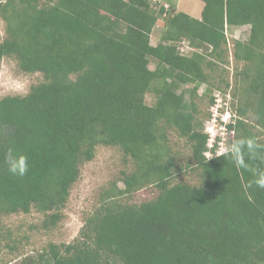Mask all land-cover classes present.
<instances>
[{"label": "trees", "instance_id": "1", "mask_svg": "<svg viewBox=\"0 0 264 264\" xmlns=\"http://www.w3.org/2000/svg\"><path fill=\"white\" fill-rule=\"evenodd\" d=\"M201 1L198 19L155 0L0 5L8 13L0 61L13 57L22 72L44 79L24 96L0 99V227L2 217L32 210L44 215V229L55 227L81 166L99 146L120 148L138 168L124 174L120 196L85 217L72 242L49 244L37 264H264V188L255 183L264 170V0ZM160 21L162 35L153 46ZM246 25L248 41H236L234 57L251 65L243 70L242 103L237 115L231 112L228 143L252 138L258 148H244L246 166L240 167L228 151L205 157L203 121L178 90L193 84L195 94L207 84L204 66L215 67L207 55L221 58L225 28ZM185 43L190 55L181 52ZM210 118L207 113L204 120ZM169 129L190 144L197 186L170 181L174 163L162 161ZM9 146L28 157L26 175L9 173ZM149 182L156 186L152 199L120 201Z\"/></svg>", "mask_w": 264, "mask_h": 264}, {"label": "rangeland", "instance_id": "2", "mask_svg": "<svg viewBox=\"0 0 264 264\" xmlns=\"http://www.w3.org/2000/svg\"><path fill=\"white\" fill-rule=\"evenodd\" d=\"M5 1L3 0L0 5H4ZM44 1L46 0H39L40 3ZM155 1L167 4L166 6L172 5L177 11H182L196 19L200 18L204 5L201 0ZM4 15L7 16L8 13L0 11V42L7 37ZM161 35L160 21L151 34L150 42L153 46L159 42ZM225 35L227 41L221 58L209 57L206 50H198L215 63L213 69L204 66V71L209 76L208 83L201 84L195 94L191 93L193 84H181L178 90V93H184L187 102L194 103L198 112L197 118L203 121L204 132L209 131L214 135L219 132V124L208 122V119L204 120L207 113L212 116L210 109L213 104H209L210 98L220 95L228 103L229 111L235 114L236 107L242 103L240 94L244 86L243 70H248L251 65V61L234 57L236 41L241 43L248 41L249 26L225 28ZM180 49L185 55H190L192 52L188 43L182 45ZM150 68L154 69L153 62ZM43 81L41 73L22 72L13 57H3L0 61V99L8 95L24 96L32 86ZM207 88H209L208 92H206ZM146 103L148 105L154 103L152 94L146 95ZM223 139L229 142L232 140V135L224 134ZM165 147L168 153L163 155L162 161L171 159L174 163L171 169V183L197 186L201 179L200 171L192 162L189 142L180 138L174 129H169ZM137 170L133 159L124 154L120 148L99 146L93 160L81 166L80 178L71 187L67 203L62 210L63 219L55 227L44 229L41 226L44 215L35 210L27 214L18 213L2 217L0 264H37L36 259L47 250L49 244L60 245L72 242L78 236L85 217L106 198L120 196L119 191L125 188L122 180L124 174L129 175ZM156 193V186L149 182L141 186L135 185L131 193L119 199L129 204H140L152 199Z\"/></svg>", "mask_w": 264, "mask_h": 264}, {"label": "clouds", "instance_id": "3", "mask_svg": "<svg viewBox=\"0 0 264 264\" xmlns=\"http://www.w3.org/2000/svg\"><path fill=\"white\" fill-rule=\"evenodd\" d=\"M247 148L249 153H254L258 145L256 141L252 138L246 140H237L227 146V151L231 154V158L234 160L235 164L240 167H245V156L244 148ZM207 155V154H206ZM4 161L7 165L9 173L14 176H24L29 170V160L28 157L19 152L14 146H9L4 153ZM257 178L255 183L264 188V170L257 171Z\"/></svg>", "mask_w": 264, "mask_h": 264}, {"label": "built area", "instance_id": "4", "mask_svg": "<svg viewBox=\"0 0 264 264\" xmlns=\"http://www.w3.org/2000/svg\"><path fill=\"white\" fill-rule=\"evenodd\" d=\"M228 108V103H226V101H224V99L220 97V95H214V104L210 109V111L212 112V116L208 122H212L213 124L218 123L219 132H216V134L214 135L212 134V132L205 131L208 135L206 144L207 151L205 152V157L207 159H210L214 156H219L227 152L226 149L228 141L223 139L224 134L232 135L233 139L234 131L227 128V125L232 122V113Z\"/></svg>", "mask_w": 264, "mask_h": 264}, {"label": "crops", "instance_id": "5", "mask_svg": "<svg viewBox=\"0 0 264 264\" xmlns=\"http://www.w3.org/2000/svg\"><path fill=\"white\" fill-rule=\"evenodd\" d=\"M200 17H201V15H200ZM246 26H247V25H246ZM246 26H245V27H246Z\"/></svg>", "mask_w": 264, "mask_h": 264}]
</instances>
